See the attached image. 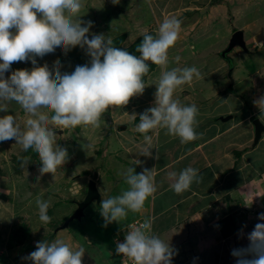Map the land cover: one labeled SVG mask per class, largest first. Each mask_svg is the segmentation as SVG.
<instances>
[{"label": "clouds", "instance_id": "clouds-1", "mask_svg": "<svg viewBox=\"0 0 264 264\" xmlns=\"http://www.w3.org/2000/svg\"><path fill=\"white\" fill-rule=\"evenodd\" d=\"M119 2L113 0L114 4ZM83 6V0H0V112L8 111L6 102L15 101L27 114L23 126L12 114L0 116V142L14 139L23 151L33 149L38 154L41 167L37 182L47 173L55 177L57 169L67 160V149L56 144V130L78 126L99 128L100 117L106 110L126 106L132 97L143 94L149 62L159 66L161 72L155 83L154 106L139 114V123L135 125L134 130L144 134L146 144L138 154L159 160L158 150L155 156L151 151L152 137L147 135L157 128L165 129L166 135L179 137L181 143L197 139L194 125L198 107L182 105L174 93L182 85H191L194 78L202 79V73L195 66L168 69L169 49L180 37L182 21L174 15L165 16L155 36L143 31V39L136 47L137 56L113 46L112 39L102 33L90 37L94 22L81 19ZM77 46L85 50L90 60L77 65L72 72H62L59 61L54 62V70L48 63H38L37 57L43 58L57 48L67 53ZM29 60L31 69L11 70L13 63ZM175 61L179 63L180 57H175ZM9 71L11 75L6 76ZM254 103L264 114V97ZM132 115L134 119L137 117ZM87 147L91 148V143ZM139 163L136 160L135 164ZM123 175L128 188L120 195L104 198L101 192L100 212L105 227L126 219L129 211L141 212L145 201L157 190L154 168L137 173L132 166ZM168 176L176 194L189 190L193 182L199 183L201 179L199 170L191 166L179 173L169 172ZM36 205L39 220L50 223V201L37 199ZM143 218L138 224L126 226L123 242H115L117 231L135 219L119 227L113 237L115 253L131 264H173L177 250L153 234L151 218ZM258 219L264 221V212ZM244 236L247 246L231 251L236 264H264V223H256ZM85 252L84 247L74 248L64 239L52 242L45 239L37 242L36 250L22 259L30 264H82Z\"/></svg>", "mask_w": 264, "mask_h": 264}, {"label": "crops", "instance_id": "crops-1", "mask_svg": "<svg viewBox=\"0 0 264 264\" xmlns=\"http://www.w3.org/2000/svg\"><path fill=\"white\" fill-rule=\"evenodd\" d=\"M153 1L163 4L162 0ZM250 5L249 0H175L173 5L185 10V14L182 19L179 17L180 37L169 49L168 69L195 66L202 73V79L194 78L191 85H182L174 93L182 105H197V139L181 143L179 137L157 128L147 135L152 137L151 151L155 156L158 150L159 160L138 154L146 144L144 134L134 129L139 114L154 106L155 83L161 72L157 65L147 75L142 95L132 97L126 106L110 107L117 122L112 126L117 154L123 151L137 173L154 168L157 190L136 217L151 218L154 234L177 250L173 264H236L232 249L247 246L244 234L250 233L256 223H264L258 219L264 212V132L255 145L253 124L256 118L264 121V114L254 103L264 97V56L257 54V59L252 53L254 48L257 52L264 50V11L256 18L246 17V7ZM165 16V11L162 16H155L154 25ZM217 22L225 23L221 36L224 43L220 39L215 53L207 57L206 48L193 46L190 60L186 53L188 38L198 40L199 35L210 33ZM257 23L261 28L255 30ZM239 29L244 32L248 50L235 47L229 53L233 59L231 67L220 52ZM175 47L177 54L171 52ZM214 54L217 56L212 58ZM177 56L179 63L175 61ZM249 61L255 62L252 70L248 68ZM132 114L137 117L134 119ZM136 160L141 163L135 164ZM189 166L199 170L200 182H193L189 190L176 194L170 187L168 173H179ZM87 234L84 232L83 236L88 239ZM8 262L13 264L12 260Z\"/></svg>", "mask_w": 264, "mask_h": 264}, {"label": "rangeland", "instance_id": "rangeland-1", "mask_svg": "<svg viewBox=\"0 0 264 264\" xmlns=\"http://www.w3.org/2000/svg\"><path fill=\"white\" fill-rule=\"evenodd\" d=\"M162 1L163 4L160 6L161 3L153 4V0H120L119 4H114L113 0H83L84 6L80 15L82 20L94 22L89 33L90 37L93 33H102L106 38L111 39L118 36L117 31H119L120 34H126L123 44L127 47L145 30L156 35L162 20L158 18L154 25L155 16H162L163 11L166 12V16L168 13V16L174 15L177 18L184 16L185 10L173 6L175 0ZM249 3L251 5L246 7V17L253 15L250 18L254 16L256 18L264 11V0H249ZM160 8L162 11L158 12L157 9ZM208 13H210L209 9ZM229 24L228 21L227 25ZM260 25L257 23L255 30L259 29ZM224 28L225 23L217 22L210 33L199 35L198 40L190 41L191 38H188L187 42H190V45L186 53L189 59H192L190 51L193 46H196V49L206 48L205 57L215 53L214 50L217 42L222 39ZM176 49V47L172 48L171 52L177 54ZM252 53L256 54L257 59H260V55L264 56V50L257 52L254 48ZM216 56L214 54L212 58ZM37 60L41 65L48 63L53 70L54 62L59 61L63 65L62 72H72L77 65L88 63L90 57L86 55L85 50L77 46L67 53L57 48L54 53L47 54L43 58L37 57ZM249 62H251L249 70L254 69L255 62ZM32 67L29 60L13 63L11 70ZM10 75L11 71L6 73V76ZM6 103L9 109L7 112H0V116L12 114L23 126L27 114L15 101ZM41 111L47 112L45 109ZM115 112H117L116 108ZM113 113L109 108L102 114L99 128L78 126L75 129H64L63 134H57L56 144L67 149V160L57 169L55 177L52 173H47L41 176L38 182L37 177L40 175L38 169L41 167L38 154L33 149L23 151L22 146L16 144L14 139L0 142V264H6L7 260H12L13 264H30L22 258L36 250V246H26L31 239L38 242L46 239L52 242L58 238L64 239L74 248L81 246L85 248L82 264L120 263V255L115 253L114 234L119 227L139 216L138 213L129 211L126 219L105 227L100 204L93 202L87 208V214L82 220H75L67 228L63 227L68 216L77 207V202L84 199L90 179L97 181L104 198L120 195L128 188L123 173L129 167L135 166L123 151L119 150L117 154L115 149L117 139L112 132L115 129L112 126L117 122ZM89 143L92 145L91 148L87 147ZM37 199L50 201L48 215L51 217V222L48 224H43L39 220ZM84 232L92 237L88 238L91 239V243L85 240Z\"/></svg>", "mask_w": 264, "mask_h": 264}, {"label": "water", "instance_id": "water-1", "mask_svg": "<svg viewBox=\"0 0 264 264\" xmlns=\"http://www.w3.org/2000/svg\"><path fill=\"white\" fill-rule=\"evenodd\" d=\"M244 32L242 30H236L234 34L232 35V38L230 39V42L228 46L220 52L221 57H223L225 60H227L230 64V66H233V59L229 56V53L232 52V50L235 47H240L243 50L247 51L248 48L246 46V41L244 39ZM253 124L255 126V145L260 140L263 132H264V125L261 123L259 119H254ZM57 134H63L64 130H56ZM102 200L101 192L98 188L97 182L94 179H90L87 186V193L84 197V199L80 202H77V208L76 210L71 214V216L66 220L63 227H68L70 222L73 220H81L85 216V210L86 208L93 203V201H96L98 204ZM89 242H91V239H88ZM37 240L31 239L26 246H36ZM25 246V248H26ZM8 262L7 264H9Z\"/></svg>", "mask_w": 264, "mask_h": 264}, {"label": "trees", "instance_id": "trees-1", "mask_svg": "<svg viewBox=\"0 0 264 264\" xmlns=\"http://www.w3.org/2000/svg\"><path fill=\"white\" fill-rule=\"evenodd\" d=\"M106 21V20H105ZM118 32V36H116V37H113V38H111L112 39V41H113V46H115V47H119V48H124V49H126L127 51H129L131 54H133V55H137V56H139V53L138 52H136V47H137V45L142 41V39H143V37H142V35L138 38V39H136L130 46H124V44H123V42H124V40H125V36H126V34L125 33H119V31H117ZM149 34H152V35H154L155 36V33L154 32H148ZM154 67H155V64H151V63H149V71H148V73L144 76V82H145V80H146V78H147V75L154 69ZM133 220V219H132ZM131 221V220H130ZM58 228V227H57ZM89 234V233H88Z\"/></svg>", "mask_w": 264, "mask_h": 264}, {"label": "built area", "instance_id": "built-area-1", "mask_svg": "<svg viewBox=\"0 0 264 264\" xmlns=\"http://www.w3.org/2000/svg\"><path fill=\"white\" fill-rule=\"evenodd\" d=\"M144 219H145V218L140 217V218H138V219H135V220H133V221L127 223V224L124 225L122 228H120V229L117 231V233H116V235H115V237H114L115 242H116L117 240H119L120 242H123V240H124V238H125V233H126V231H127L126 226H127L128 224H132V223H137V224H138V223L142 222ZM152 232H153V234H154V231H153V225H152ZM120 260H121V264H131V261H126V260L122 257V255H120Z\"/></svg>", "mask_w": 264, "mask_h": 264}, {"label": "flooded vegetation", "instance_id": "flooded-vegetation-1", "mask_svg": "<svg viewBox=\"0 0 264 264\" xmlns=\"http://www.w3.org/2000/svg\"><path fill=\"white\" fill-rule=\"evenodd\" d=\"M86 190H87V188H86ZM86 193H87V191H86ZM93 202H96V201H93ZM76 208H77V207H76ZM76 208H75V209H76Z\"/></svg>", "mask_w": 264, "mask_h": 264}]
</instances>
